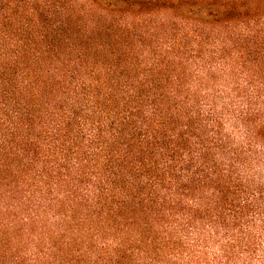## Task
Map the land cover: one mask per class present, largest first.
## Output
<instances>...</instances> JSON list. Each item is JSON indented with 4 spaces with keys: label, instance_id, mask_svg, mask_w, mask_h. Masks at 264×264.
<instances>
[{
    "label": "trees",
    "instance_id": "1",
    "mask_svg": "<svg viewBox=\"0 0 264 264\" xmlns=\"http://www.w3.org/2000/svg\"><path fill=\"white\" fill-rule=\"evenodd\" d=\"M0 264H264V0H0Z\"/></svg>",
    "mask_w": 264,
    "mask_h": 264
}]
</instances>
